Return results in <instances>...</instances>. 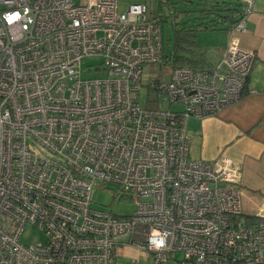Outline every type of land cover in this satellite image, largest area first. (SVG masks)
I'll return each mask as SVG.
<instances>
[{
	"label": "built area",
	"instance_id": "2783aa9c",
	"mask_svg": "<svg viewBox=\"0 0 264 264\" xmlns=\"http://www.w3.org/2000/svg\"><path fill=\"white\" fill-rule=\"evenodd\" d=\"M88 56L105 77L82 78ZM254 58L231 36L212 67L152 81L149 109L142 67L163 47L145 2L0 0V264H114L117 245L150 264H264V201L243 213L240 166L191 159L186 128L240 99ZM105 183L131 214L92 208ZM27 225L44 240L22 243Z\"/></svg>",
	"mask_w": 264,
	"mask_h": 264
},
{
	"label": "crops",
	"instance_id": "0c3cea01",
	"mask_svg": "<svg viewBox=\"0 0 264 264\" xmlns=\"http://www.w3.org/2000/svg\"><path fill=\"white\" fill-rule=\"evenodd\" d=\"M240 2L242 5V0ZM232 25L231 22L224 32L219 33L223 34V40L216 44L213 60L204 62L197 56H190L191 64L183 66L212 67L220 59L229 38L235 36L241 46L255 53L242 95L237 102L215 114L190 117L186 128L191 159L215 161L229 158L240 166L242 211L251 215L264 201V0H252L251 11L245 15L243 32L231 31ZM142 255L132 246L117 245L114 264H120L121 258H130L135 264L140 262ZM146 258L149 259L146 263L150 264V258Z\"/></svg>",
	"mask_w": 264,
	"mask_h": 264
},
{
	"label": "rangeland",
	"instance_id": "374dc122",
	"mask_svg": "<svg viewBox=\"0 0 264 264\" xmlns=\"http://www.w3.org/2000/svg\"><path fill=\"white\" fill-rule=\"evenodd\" d=\"M145 2L150 8L154 17H159L163 47V65L159 63H147L142 67L141 89L138 94L139 104L143 107L153 109L157 106L156 94L149 89L152 81L162 80L168 82L171 72L175 66L187 65L185 62L171 63L167 58L174 56H197L204 62L213 60L216 56V44L223 40V34L231 22L237 16V10L241 8L240 0H217L216 6H205L196 0H117L118 11L126 9L131 3ZM205 7V10H201ZM219 14V15H218ZM204 26L210 29H204ZM196 29L188 35V30ZM179 37V44L183 47L175 46V38ZM187 42H186V41ZM189 41H194L195 45H189ZM191 51V52H190ZM194 52L193 55L191 53ZM101 62L99 57L88 56L81 63V76L85 79L105 77L104 70L95 69L94 66ZM90 65V70L88 66ZM161 109L168 108L164 102L159 104ZM177 109V106H171ZM117 187L111 183L104 186H96L93 190L92 208L112 211L115 214L124 216L132 213L133 201L127 198H120L116 194ZM250 212V211H247ZM252 213V212H250ZM126 239V238H124ZM44 235L36 227L27 225L20 241L26 245H32L36 241H43ZM142 255V254H141ZM177 256H181L180 253ZM149 261L145 256L140 262L135 264H147ZM120 264H133L130 258H121Z\"/></svg>",
	"mask_w": 264,
	"mask_h": 264
},
{
	"label": "trees",
	"instance_id": "16d2710c",
	"mask_svg": "<svg viewBox=\"0 0 264 264\" xmlns=\"http://www.w3.org/2000/svg\"><path fill=\"white\" fill-rule=\"evenodd\" d=\"M196 1H198L199 2V4H201V6L202 5H205V6H216V5H218V2H217V0H214V1H206V0H196ZM150 2H151V0H150ZM201 10H205V7H202V9ZM219 15V14H218ZM242 17V9L240 8V9H238L237 10V16H236V18L232 21V24H235L238 20H239V17ZM204 29H210V27H208V26H204L203 27ZM196 29H191V27L189 28V30L187 31L188 32V35L189 34H192V33H189V32H194ZM179 37H177L176 36V38H175V46L176 47H181V48H183L180 44H179ZM186 41V40H185ZM187 42V41H186ZM188 44L189 45H195V42L194 41H189L188 42ZM185 62L186 64H191V62H192V60H191V57L190 56H174V58L172 59V62L173 63H178V62Z\"/></svg>",
	"mask_w": 264,
	"mask_h": 264
}]
</instances>
